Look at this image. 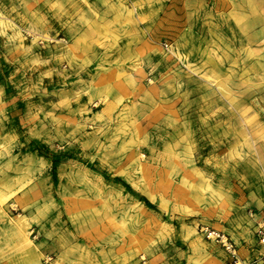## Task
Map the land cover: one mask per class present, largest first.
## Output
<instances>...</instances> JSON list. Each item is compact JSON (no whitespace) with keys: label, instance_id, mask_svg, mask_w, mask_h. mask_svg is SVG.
Wrapping results in <instances>:
<instances>
[{"label":"rangeland","instance_id":"obj_1","mask_svg":"<svg viewBox=\"0 0 264 264\" xmlns=\"http://www.w3.org/2000/svg\"><path fill=\"white\" fill-rule=\"evenodd\" d=\"M264 0H0V264H264Z\"/></svg>","mask_w":264,"mask_h":264},{"label":"built area","instance_id":"obj_2","mask_svg":"<svg viewBox=\"0 0 264 264\" xmlns=\"http://www.w3.org/2000/svg\"><path fill=\"white\" fill-rule=\"evenodd\" d=\"M211 235L215 237L217 241H219L225 250L230 254V256L233 259L234 264H241L240 260L237 256V250L234 246V244L223 234H220L219 232L212 231L210 232ZM259 236L261 238V242H264V230H259Z\"/></svg>","mask_w":264,"mask_h":264}]
</instances>
